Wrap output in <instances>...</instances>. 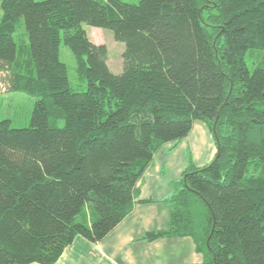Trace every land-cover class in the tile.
<instances>
[{
  "label": "trees",
  "instance_id": "obj_1",
  "mask_svg": "<svg viewBox=\"0 0 264 264\" xmlns=\"http://www.w3.org/2000/svg\"><path fill=\"white\" fill-rule=\"evenodd\" d=\"M0 9V94L37 99L28 127L0 119V264H55L78 236L104 240L133 212L155 155L196 121L216 156L188 166L165 200L169 228L144 239L191 237L201 264H264V0H0ZM21 19L29 47L15 39ZM83 24L125 44L120 74ZM62 42L86 90L72 88Z\"/></svg>",
  "mask_w": 264,
  "mask_h": 264
},
{
  "label": "crops",
  "instance_id": "obj_2",
  "mask_svg": "<svg viewBox=\"0 0 264 264\" xmlns=\"http://www.w3.org/2000/svg\"><path fill=\"white\" fill-rule=\"evenodd\" d=\"M208 127L194 123L190 134L165 145L138 183L133 212L104 240L95 244L78 236L55 264H201L202 254L191 237L144 239L147 233L163 231L171 222V206L165 202L174 183L183 178L190 164L203 167L216 156Z\"/></svg>",
  "mask_w": 264,
  "mask_h": 264
},
{
  "label": "rangeland",
  "instance_id": "obj_3",
  "mask_svg": "<svg viewBox=\"0 0 264 264\" xmlns=\"http://www.w3.org/2000/svg\"><path fill=\"white\" fill-rule=\"evenodd\" d=\"M123 1L135 4L139 2V0ZM1 16L2 11L0 9V20ZM83 28L86 30L88 37L93 43L106 45L108 49V66L113 73L120 74L123 71V53L125 51V44L117 41L115 39L113 31L110 29L92 27L87 24H83ZM15 39L18 45H24L25 47H29V37L23 19L18 21L16 25ZM61 54L62 60L69 66V79L72 88L78 91L86 90L87 81L78 78L77 73L75 72L74 56L71 50L65 45L64 42H62L61 44ZM260 57L261 53L259 52H255L249 57L248 61L251 68H253L252 64L255 61H258ZM36 100L37 99L35 97H32L22 92L0 94V119L10 120L12 128L28 127L30 125L31 116ZM60 125H63V122H60ZM208 131L215 145V137L210 131V129H208Z\"/></svg>",
  "mask_w": 264,
  "mask_h": 264
}]
</instances>
